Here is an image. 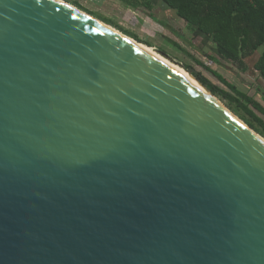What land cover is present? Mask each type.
Wrapping results in <instances>:
<instances>
[{
    "label": "water",
    "instance_id": "obj_1",
    "mask_svg": "<svg viewBox=\"0 0 264 264\" xmlns=\"http://www.w3.org/2000/svg\"><path fill=\"white\" fill-rule=\"evenodd\" d=\"M127 36L0 0V264H264V143Z\"/></svg>",
    "mask_w": 264,
    "mask_h": 264
},
{
    "label": "trees",
    "instance_id": "obj_2",
    "mask_svg": "<svg viewBox=\"0 0 264 264\" xmlns=\"http://www.w3.org/2000/svg\"><path fill=\"white\" fill-rule=\"evenodd\" d=\"M120 1L132 7L144 5L148 9L151 8V4L145 0ZM160 2L174 10L176 17L185 22V26L191 31L197 32L202 45L206 43L214 45V55L206 56L210 61L219 62L221 58L245 72L247 62L251 60V71L255 73L257 86L259 89L264 88V0H160ZM105 23L142 43L136 35L122 27L110 22ZM189 44L191 47L197 46ZM195 62L200 63L197 60ZM182 67L193 69L185 64H182ZM191 74L213 95L227 99L232 112L250 128L260 135L264 133V121L257 114L264 116V105L261 100L241 91L216 72L213 74L232 94L210 83L196 71H192Z\"/></svg>",
    "mask_w": 264,
    "mask_h": 264
},
{
    "label": "rangeland",
    "instance_id": "obj_3",
    "mask_svg": "<svg viewBox=\"0 0 264 264\" xmlns=\"http://www.w3.org/2000/svg\"><path fill=\"white\" fill-rule=\"evenodd\" d=\"M63 1L91 14L104 23L110 22L111 24L122 27L129 33L136 35L138 39L142 41V44L146 46L149 45L148 47L153 49L156 53L160 51L166 53L168 57H162L166 58L172 64L181 68L182 64L189 65L210 83L232 94L230 89H228L213 72L224 76L238 89L261 100L264 105V88H258V82L254 79L255 76L253 73H249L248 68L247 71L242 72L229 61H225L221 58L219 62L210 61L206 56L214 55V45L212 43L202 45L197 32L191 31L189 27L185 26V22L176 17L173 11L164 8L160 0H145L151 4L150 9L144 5L138 7L128 6L120 0ZM113 28L118 30L115 27ZM174 42H176V45L179 47L173 44ZM189 43L197 46L191 47ZM195 60L200 63L198 64ZM247 64L248 67L251 68V61H249V63L247 62ZM216 97L215 98L218 99L221 104L232 112L227 99H223L219 96ZM257 114L261 116L264 121V116L259 113ZM257 134L264 139V133L261 135L259 133Z\"/></svg>",
    "mask_w": 264,
    "mask_h": 264
},
{
    "label": "bare ground",
    "instance_id": "obj_4",
    "mask_svg": "<svg viewBox=\"0 0 264 264\" xmlns=\"http://www.w3.org/2000/svg\"><path fill=\"white\" fill-rule=\"evenodd\" d=\"M64 3L63 0H58ZM66 3V2H65ZM68 4V3H66ZM69 6L75 8L74 6H72L71 4H68ZM109 29H111L112 31L122 34L120 33L118 30L114 29L113 27L107 25ZM123 35V34H122ZM130 42L136 44L137 46H139L140 48H142L143 50L147 51L148 53H150L151 55H153L156 59H158L159 61H161L162 63H164L166 66L170 67L172 70H174L175 72H177L182 78H184L186 81H188L191 85H193L195 88H197L198 90H200L202 93H204L206 96L210 97L211 99H213L216 103H218L219 105H221L224 109L228 110L223 104L220 103V101L218 99H216L211 93H209L204 87H202L191 75H189L183 68L172 64L170 61H168L166 58L162 57L161 55H159L158 53H156L153 49H151L150 47L142 44V43H138L135 40H133L130 37H126ZM229 111V110H228ZM239 119V118H238ZM240 122H242L243 124H245L241 119H239ZM250 130L264 143V139L259 136L255 131H253L251 128Z\"/></svg>",
    "mask_w": 264,
    "mask_h": 264
},
{
    "label": "crops",
    "instance_id": "obj_5",
    "mask_svg": "<svg viewBox=\"0 0 264 264\" xmlns=\"http://www.w3.org/2000/svg\"><path fill=\"white\" fill-rule=\"evenodd\" d=\"M163 6H164V5H163ZM164 8H166L167 10H171V11H173V13L175 14V11H174V10H172V9H170V8H167V7H165V6H164ZM175 16H176V14H175ZM250 61H251V60H250ZM248 63H249V61H248ZM251 64H252V63H251ZM247 68L249 69V71H248L249 73H253V75L255 74L254 71H251V68H249V67H247ZM246 71H247V70H246ZM248 86H249V85H248Z\"/></svg>",
    "mask_w": 264,
    "mask_h": 264
}]
</instances>
